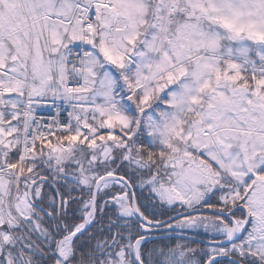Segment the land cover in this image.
Returning a JSON list of instances; mask_svg holds the SVG:
<instances>
[{
    "label": "snow or ice",
    "instance_id": "6c2138e0",
    "mask_svg": "<svg viewBox=\"0 0 264 264\" xmlns=\"http://www.w3.org/2000/svg\"><path fill=\"white\" fill-rule=\"evenodd\" d=\"M0 264H264V0H0Z\"/></svg>",
    "mask_w": 264,
    "mask_h": 264
}]
</instances>
